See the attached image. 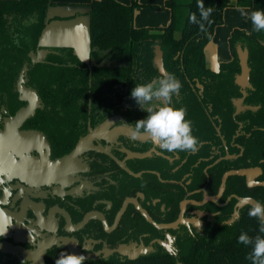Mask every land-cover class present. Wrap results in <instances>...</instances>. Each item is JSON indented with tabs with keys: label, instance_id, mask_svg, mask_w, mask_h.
<instances>
[{
	"label": "flooded vegetation",
	"instance_id": "flooded-vegetation-1",
	"mask_svg": "<svg viewBox=\"0 0 264 264\" xmlns=\"http://www.w3.org/2000/svg\"><path fill=\"white\" fill-rule=\"evenodd\" d=\"M41 34L18 71L5 66L0 72V245L37 258L46 248L42 264L51 251L70 253L69 245L90 257L85 262L130 259L119 250L138 251L135 259L155 252L176 256L191 239L238 220L251 207L238 206L239 199L262 197L255 189H264L256 184L264 183V157L252 166L242 160L256 128L238 117L259 108L245 102L251 88L240 104L239 86L240 96L231 98L230 138L213 104L203 101L202 85L191 86L194 98L189 91L181 97L192 100L172 101L187 108L200 145L194 153H169L147 137H132L134 124L147 116L135 100L67 101L62 92L70 88L49 85L57 67L72 62L61 49L89 60L69 44L42 45ZM22 111L27 115L20 118ZM241 169L253 170L254 184L231 175L211 200L224 174ZM0 254L33 263L21 252Z\"/></svg>",
	"mask_w": 264,
	"mask_h": 264
},
{
	"label": "trees",
	"instance_id": "trees-1",
	"mask_svg": "<svg viewBox=\"0 0 264 264\" xmlns=\"http://www.w3.org/2000/svg\"><path fill=\"white\" fill-rule=\"evenodd\" d=\"M203 3L206 8H214L209 17L211 24L204 22L207 32H201L198 24L189 22L192 13L196 14L197 20L201 19L198 0H167L171 20L166 27L160 28H136L133 25L134 10L138 5L134 1L126 6L115 0H94L88 5L87 13L89 61L82 62L72 56L70 49H61L65 57L71 55L72 62L64 61V65L57 67L56 78H51L48 84L70 88V91L62 92L67 101L131 102L135 84L163 78L154 65L155 46L158 45L163 52L167 74H174L182 83L173 102L192 100L181 97L189 91L188 95L194 98L191 86L202 85L203 101L213 104L224 120L223 133L230 138L232 130L228 131L226 127L233 123L231 98L240 96L235 83V77L240 73L237 47L247 48L252 87L245 102L259 108L244 112L238 119H249L251 128H256L242 160L247 162L249 159L248 165H257L264 157V144L260 142L264 136V32L253 31L251 21L249 33L234 30L230 38L234 59L222 64L218 72L207 67L204 50L212 40L215 28L223 23L225 8L238 6L249 7L251 11L264 10V0H203ZM51 5L50 0H0V72L5 66L18 71L22 63L28 61L27 53L36 46L46 27ZM255 190L263 191L262 197L258 195L256 199L264 203V189ZM250 208L233 224H224L198 240L191 239L176 256L155 252L136 259L110 257L84 261V264H251L246 259L251 247L238 243V237L242 232L251 237L264 234L259 232V222L249 217ZM60 252L48 253L46 264H55ZM2 257L0 264H22L17 259Z\"/></svg>",
	"mask_w": 264,
	"mask_h": 264
},
{
	"label": "clouds",
	"instance_id": "clouds-1",
	"mask_svg": "<svg viewBox=\"0 0 264 264\" xmlns=\"http://www.w3.org/2000/svg\"><path fill=\"white\" fill-rule=\"evenodd\" d=\"M197 7L201 19L197 20L196 14L192 13L189 22L198 24L201 32H207L204 22L211 24L209 17L214 8H206L203 0H198ZM238 11L251 21L253 31L264 32V10H253L249 13L240 8ZM181 88L182 83L174 74H167L163 78L147 83L135 84L131 90V97L147 116L134 124L135 128L132 131L134 139L147 137L153 145L169 153L178 151L194 153L198 150L200 141L192 134V122L186 119L187 108H176L172 104L173 97L179 95ZM248 215L259 222V232L264 234V203L252 202ZM238 243L251 247L246 257L251 264H264V235L251 237L242 232L238 237ZM85 260L84 255L60 252L55 264H84Z\"/></svg>",
	"mask_w": 264,
	"mask_h": 264
},
{
	"label": "crops",
	"instance_id": "crops-1",
	"mask_svg": "<svg viewBox=\"0 0 264 264\" xmlns=\"http://www.w3.org/2000/svg\"><path fill=\"white\" fill-rule=\"evenodd\" d=\"M94 0H50L48 9L49 21L45 35L40 43L74 46L76 54L84 61L89 56V19L88 5ZM129 6L134 2L138 5L134 10L133 25L136 28L166 27L171 20V11L166 5L167 0H115ZM251 12L249 7L229 6L223 12V23L215 28L212 40L205 47L207 67L218 72L224 63L231 62L234 57L231 51L230 38L234 30L249 33L250 20L242 16L238 9ZM85 23L87 32L79 29L78 24Z\"/></svg>",
	"mask_w": 264,
	"mask_h": 264
},
{
	"label": "water",
	"instance_id": "water-1",
	"mask_svg": "<svg viewBox=\"0 0 264 264\" xmlns=\"http://www.w3.org/2000/svg\"><path fill=\"white\" fill-rule=\"evenodd\" d=\"M49 21V17L47 16V20H46V24ZM48 29V26L46 25V27L44 28V30L42 31L41 37H43L45 35V31ZM43 54L47 53V50H43L42 51ZM237 56H238V60H239V64H240V73L236 76L235 78V83L237 86H239L241 88L242 91V97L237 100V102H239V104L241 102H243L244 97L246 96V88H251L252 85L250 83V73H251V68L248 64V59H249V51L247 48H242L241 46L237 47ZM154 65L158 68L159 73L163 76L167 75L166 70L164 69L163 66V52L160 48V46L156 45L155 46V57H154ZM27 115L26 111H22L21 114L19 115L20 118L25 117ZM253 172V170L251 169H241V170H232L229 171L227 173L224 174L223 178H222V184L219 190V193L216 197L211 198V200H217L219 198V196L222 194L227 178L231 175H240V176H246L248 179V182H251L252 184H254V182L252 181L253 179H251V173ZM257 185L260 186H264V183H256ZM256 200H254L253 198H251V200H249L248 198H243V199H239V203L238 206H246V205H252V202H255ZM0 249L2 250H6L8 252H11L13 254H18L19 252H21L22 254V258L27 259L29 261H33L32 264H42L43 263V255L45 253L46 248L37 255L38 258L35 256V254H29V253H24L22 251H19L18 249H12L9 248L5 245H0ZM69 251L70 253H74V254H79L82 255L78 250H76L74 247L69 245ZM120 254L123 255H129L130 259H135V256L137 255L138 251L134 252V254H129L124 250H119ZM108 254V253H107ZM86 259H89L90 257L85 256Z\"/></svg>",
	"mask_w": 264,
	"mask_h": 264
},
{
	"label": "rangeland",
	"instance_id": "rangeland-1",
	"mask_svg": "<svg viewBox=\"0 0 264 264\" xmlns=\"http://www.w3.org/2000/svg\"><path fill=\"white\" fill-rule=\"evenodd\" d=\"M78 26H79V29H81L82 31H84V32H87V25L85 24V23H83L82 21H81V23H79L78 24ZM177 36H180V34H178L177 33ZM3 256V255H2ZM1 255H0V257H2ZM3 259H5V258H7V257H2Z\"/></svg>",
	"mask_w": 264,
	"mask_h": 264
}]
</instances>
